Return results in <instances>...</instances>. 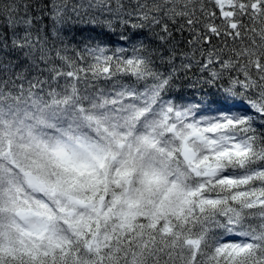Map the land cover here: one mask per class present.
<instances>
[{
	"label": "snow or ice",
	"instance_id": "1",
	"mask_svg": "<svg viewBox=\"0 0 264 264\" xmlns=\"http://www.w3.org/2000/svg\"><path fill=\"white\" fill-rule=\"evenodd\" d=\"M0 264H264V0H0Z\"/></svg>",
	"mask_w": 264,
	"mask_h": 264
}]
</instances>
